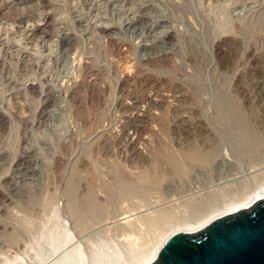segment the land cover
<instances>
[{"label": "rangeland", "instance_id": "obj_1", "mask_svg": "<svg viewBox=\"0 0 264 264\" xmlns=\"http://www.w3.org/2000/svg\"><path fill=\"white\" fill-rule=\"evenodd\" d=\"M216 2L217 4H214ZM49 3L52 6L51 8H54L55 12L58 13L56 21L51 24L48 21L52 17L51 9L46 8L48 7L46 5H49ZM188 3L190 6L187 5ZM184 4L186 6L185 8L183 7ZM10 6L20 7L21 9L36 7L38 11L42 12L38 19L39 21L35 23L32 22L29 26L15 24L19 30L27 31L35 27L38 28L37 31H40L39 29H51L53 27V29L56 30V34L52 39L54 42V44H51V46H53L51 47L52 51L48 52L44 47L40 48L41 54L38 55L41 56L36 59L34 56L36 54H34L30 45L25 43L26 40L23 39L25 35L24 31L21 35L17 33H12L13 35L4 34L3 32L0 33V116L1 119L4 120V125H2L3 123L0 124V200L4 199L1 200L2 202L0 201V264H5L6 262H17L20 264L52 263L56 259L55 257H58L66 249L65 247L60 249L55 255L45 258L42 262H38V258L41 256L43 257L46 249L45 236L50 229L52 230L56 220L70 222L63 212L65 197L61 193V187L66 182V175L70 177L72 174L71 172H76L78 176L81 175L79 177L75 176V180L79 179L77 182L80 181L78 183L79 191L84 186H97L99 185V181L103 178V181H106L109 177L108 167L113 166L110 161V159L112 160L110 151L116 150L117 148L125 149L127 146L125 140H136L137 151L147 156L148 150L150 151V149H153L156 142L163 139L165 134L163 132L164 128V131L168 133L169 137V139H165L173 145L174 149L177 145L185 146L188 141L186 138L189 137V140L192 139L191 135L187 136V133H190V131L187 132V129H185V131L180 128L178 129L177 123L180 122L183 126H187V124L190 126L192 119L189 110L192 112V110H195L198 106L201 107V111L197 113L196 118L201 120L203 125L200 127L198 126L200 129L196 127L195 132H198V129L199 131L204 129L210 136L213 137L215 135V138L213 137V139H215L214 141L210 140L211 142H205L206 144L210 142V145L213 144L216 147L212 149L214 150V153L212 151L214 155H211L209 162L204 166H192L191 169H188L189 171L187 170L185 175L179 178L169 173L167 169L166 171H168V174H165V177L163 176L158 184L150 185L151 189L146 197L147 201L145 200L146 203L148 202L147 204H149V206H145V202L140 200L142 203H139L143 204L144 202L145 204L140 207V204L137 203L139 201L137 197H133V200L130 199L134 203L137 198V202L134 204H138L137 207H139L137 210H139L140 214H138L139 212L136 210L138 213H136L135 216L153 214L161 207V209L171 208L174 212L176 210L174 206H178L180 209V211L178 210L179 212L177 210L175 211L177 213H175L176 215L189 216L190 213H194L193 205L199 203V200L203 202L209 201L207 204L213 205L224 199L236 198L247 188L254 186L263 179L264 21H262V19H264V0L0 1V8H9ZM182 7L185 10H182ZM224 16H226V21L224 20ZM220 22L224 23V25ZM225 22L230 24L226 25L227 23ZM216 23H220L218 25L221 26L223 30L221 28H219V30V26L216 25ZM1 26H5V21L0 18V27ZM224 28H227V30ZM228 29H231L232 32ZM217 30H219L220 33L216 32ZM208 31L212 33L211 36L208 34ZM222 31L226 34L228 33L226 31H229L230 34L228 33L226 35ZM222 33L225 35H222ZM217 34L219 36H217ZM26 35H30V32H26ZM89 35L90 37H88ZM229 35L232 36L230 37ZM43 36L44 35L41 36L42 38H39L41 46L45 45L42 42ZM220 41L222 42L220 43L221 48L220 46L217 47V42ZM188 42L191 43L189 44ZM55 43L57 44L56 46H54ZM95 47L98 48L96 49ZM101 49H106L107 51ZM96 50L99 52L97 53ZM217 50H219V53ZM96 53L99 54L100 57L96 55ZM168 56L171 59L168 58ZM200 58L201 62L199 60ZM164 66H166V68ZM146 67L148 69H146ZM197 78L198 80H202L198 81ZM239 78H242V80ZM206 83L209 86H207ZM213 83H215V87ZM197 84L199 89H195ZM192 87L193 91L191 89ZM101 88L103 91L100 90ZM196 90H200V98L198 97L199 99L197 100H199V102L192 106L190 98L191 95H194V91ZM201 90H203L204 93ZM217 91H219V94ZM236 91L240 92L237 93ZM85 92H87L86 95ZM191 92L194 93L192 94ZM208 92H211V95L213 94L212 97ZM222 92L225 95L227 94V96ZM220 93L222 94L220 95ZM14 94L15 96H13ZM214 94L217 97H215ZM189 95L190 97L188 98ZM219 95L220 97H218ZM222 95H224L223 98L221 97ZM158 96L159 98L157 99L156 97ZM208 96L211 97V99ZM230 97L232 99H230ZM214 98H216V101H214ZM200 100H202V104ZM213 101L215 103H213ZM203 102L208 104L206 105ZM35 103L39 104L36 105ZM151 104L154 105V108ZM120 105L126 106L128 109H121L119 108ZM148 106L149 108H146ZM199 107L198 109H200ZM221 108L224 112L221 111ZM225 112L229 113V116H227L228 114ZM218 113L221 115L219 116ZM216 117H218V119ZM227 117H232L233 119H228ZM25 119L30 120L25 121ZM236 123L238 126H236ZM87 124L88 126H86ZM160 125L166 127L162 129ZM204 126L207 127L205 128ZM190 130L192 131L193 129ZM193 132L194 131H192V133ZM255 139L256 141H254ZM118 141L120 143H118ZM216 141L217 143H215ZM253 141L255 142L254 144L251 143ZM84 144L85 146H89L83 147ZM217 144L219 148H217ZM88 147L92 150L90 155L92 157H90V159L88 157L85 158L86 156H84L82 151V149ZM61 153H63V155ZM56 156H60L61 161H63H60L61 166L59 164L58 170L54 167V159ZM80 157L83 158L81 159ZM99 157L102 158L99 159ZM92 159L104 160L102 163L96 161L99 163L97 165L98 168L100 167V171H97L100 173L103 171L101 175H99V178H102H100L101 180L99 179V181L98 178L94 176V169L92 170L91 165L87 164L89 167L86 165L83 172V169L80 171L78 168V166L81 167L84 160L90 163L89 160ZM74 162H76V164ZM139 162L140 161H137L131 164L129 161H121V169L119 167L118 170H121L120 172L123 171V174L127 177L132 176V178H135L132 181L135 182L136 179H144L141 178V176L147 178L145 173H148V169H150V172L156 171L157 168L159 170L166 169L163 164H158L159 166H156L153 164L151 165V163L146 165L145 163ZM75 168L78 169L76 170ZM49 169L53 172H50ZM85 171L87 174L90 172L92 177L86 175V173H84ZM137 176L139 178H137ZM68 179L69 178H67V180ZM52 181H54V183H52ZM142 184L143 183H138L137 185L141 186ZM49 188L50 190L52 188L55 189L49 192ZM52 192L55 193L54 196L58 202L57 207L59 208L56 210L60 214L59 216L57 215L58 213L54 211L55 209H52L51 205L48 207V199L46 198H48L49 195L51 196ZM97 196L101 199L103 197L105 198L104 194L100 191H97ZM34 198L36 199L34 200ZM155 199H159V202H156ZM126 202L127 200H124L122 203L120 202L117 204V207L124 208L127 206V203L131 201ZM28 206L31 207V209L28 208ZM47 207L49 210H47ZM190 207H192V210ZM108 209L110 210V208ZM153 209L156 210L151 212ZM29 210H31V213H29ZM58 217L60 219H58ZM113 224H115V222L105 225L91 223L92 226L89 224L90 229L89 227L85 229V233L79 236L76 234L74 242L77 241L82 243V240L87 238L86 236L89 237V235H92L96 229L99 230L101 227L107 228L113 226ZM96 232L98 231H95L93 234ZM87 233L89 234L87 235ZM144 237H147L146 234Z\"/></svg>", "mask_w": 264, "mask_h": 264}, {"label": "bare ground", "instance_id": "obj_2", "mask_svg": "<svg viewBox=\"0 0 264 264\" xmlns=\"http://www.w3.org/2000/svg\"><path fill=\"white\" fill-rule=\"evenodd\" d=\"M1 1V0H0ZM215 1V0H214ZM217 1V0H216ZM226 1V0H225ZM232 1V0H231ZM237 1V0H236ZM35 2V1H34ZM49 2V1H48ZM186 2V1H185ZM188 2V1H187ZM43 3V2H42ZM45 3V2H44ZM226 3V2H224ZM233 3V2H232ZM236 3V2H235ZM25 4V3H24ZM46 4V3H45ZM183 4V3H182ZM213 4V3H212ZM214 4H217L214 3ZM229 4V3H228ZM227 4V5H228ZM19 5V4H18ZM26 5V4H25ZM50 5V3H49ZM46 5L48 7L46 8H49L51 9V13H52V17L48 20L51 23H54L57 19V16H58V13L55 12L54 8H51L52 6L50 5ZM53 5V4H52ZM189 5V3L187 4ZM24 6V5H23ZM34 6V4H33ZM181 6V5H180ZM179 6V7H180ZM190 6V5H189ZM90 7V6H89ZM177 7V6H176ZM178 7V9H179ZM184 8L186 7L185 4L183 6ZM182 7V8H183ZM29 8V7H28ZM27 7L25 9H21L20 7H12L10 6L9 8L5 7V8H0L2 10H0V18L1 19H4L5 21V26H1L0 27V33L3 32L4 34H12V33H17L19 35H21L24 31V38L26 40V44L27 45H30V48L34 51V55L36 59H38L41 55H38V54H41V49L40 48H43L45 50H47L48 52L52 51L51 47V44H54L53 42V38L55 37V34H56V30L53 29V27L51 29L49 28H45V29H39L40 31H37L38 28H31L29 30H19L18 27L15 26V24H22V25H25V26H29L30 23H35L37 21H39V17L40 15L42 14V12L38 11V9L36 7H32V8H29L28 9ZM182 9V10H185V9ZM191 8V7H189ZM215 8V7H214ZM40 9V8H39ZM192 10V9H191ZM226 10V9H225ZM228 11V10H227ZM62 12V11H60ZM185 12V11H184ZM193 12V11H192ZM224 12V11H223ZM264 12V11H263ZM186 13V12H185ZM212 13V12H211ZM228 13V12H227ZM62 14V13H61ZM191 14V12H190ZM194 14V13H192ZM261 14V12H260ZM143 15V14H142ZM145 15V14H144ZM195 15V14H194ZM204 15V14H203ZM206 15V14H205ZM229 15V13H228ZM263 15V14H262ZM223 16V15H222ZM230 16V15H229ZM144 17V16H143ZM146 17V15H145ZM194 17V16H192ZM207 17V15H206ZM210 17V16H209ZM225 17L224 16V20H225ZM203 19V18H202ZM206 19V18H204ZM231 19V18H230ZM148 20V19H147ZM207 20V19H206ZM212 20V18H211ZM227 20V19H226ZM225 20V21H226ZM141 21V20H140ZM146 21V20H145ZM144 21V23H145ZM231 21V20H230ZM229 21V22H230ZM233 21V20H232ZM262 21H264V19H262ZM46 22V21H45ZM148 22V21H147ZM206 22V21H205ZM208 22V21H207ZM222 22V21H221ZM220 22V23H221ZM224 22V21H223ZM149 23V22H148ZM209 23V22H208ZM218 23V24H220ZM227 23L226 25L230 24L228 22H225ZM263 23V22H262ZM261 23V24H262ZM216 23V25H218ZM222 25H224V23H221ZM236 24V23H234ZM225 25V26H226ZM69 26V25H68ZM219 26V25H218ZM223 26V27H225ZM263 26V25H262ZM71 27V25H70ZM238 27V26H237ZM106 28V27H105ZM221 28V26L218 27V29ZM229 28V26H228ZM236 28V27H235ZM71 29V28H70ZM69 29V30H70ZM76 29V28H74ZM209 29V28H208ZM223 30V28H221ZM227 30V28H224ZM232 29V28H231ZM231 29H228L232 32ZM241 29V28H240ZM245 29V28H243ZM47 30V31H46ZM84 30V29H83ZM210 30V29H209ZM220 30V29H219ZM219 30H217L216 32H219ZM234 30V29H233ZM30 32V35H26V32ZM46 31V32H45ZM78 31V30H77ZM82 31V30H81ZM225 31V30H224ZM224 31H222L223 33H225ZM242 31V30H241ZM109 32V31H108ZM209 32V31H208ZM206 32V33H208ZM229 33V31H226ZM234 32V31H233ZM243 32V31H242ZM2 33V34H3ZM40 33V34H39ZM95 33V32H94ZM100 33V32H99ZM105 33V32H104ZM220 33V32H219ZM218 33V34H219ZM222 35H225L223 34ZM227 33V34H228ZM237 33V32H236ZM211 34L212 33H208ZM217 34V36H219ZM226 34V35H227ZM230 34V33H229ZM235 34V33H234ZM233 34V36H234ZM13 35V34H12ZM43 36V43L45 45L41 46L40 45V42H39V38H42L41 36ZM74 35V34H73ZM92 35V34H91ZM242 35V34H240ZM31 36V37H30ZM104 36V35H103ZM171 36V35H170ZM173 36V35H172ZM221 36V35H220ZM230 36V35H229ZM232 36V35H231ZM230 36V37H231ZM76 37V36H75ZM90 37V35L88 36ZM174 37V36H173ZM215 37V36H214ZM171 38V37H170ZM169 38V39H170ZM177 38V37H176ZM174 38V39H176ZM179 38V37H178ZM209 38V37H208ZM220 38V37H219ZM45 39V40H44ZM78 39V38H77ZM168 39V38H167ZM180 39V38H179ZM211 39V38H210ZM209 39V40H210ZM215 39V38H214ZM217 39V38H216ZM66 40V39H65ZM212 40V39H211ZM78 41V40H77ZM174 41V40H173ZM188 41V40H187ZM193 41V40H192ZM195 41V40H194ZM215 41V40H214ZM217 41V40H216ZM60 42V41H59ZM66 42V41H65ZM64 42V43H65ZM76 42V41H75ZM80 42V41H79ZM83 42V41H81ZM122 42V41H121ZM71 43V42H70ZM78 43V42H77ZM107 43V41H106ZM189 43V42H188ZM191 43V42H190ZM189 43V44H190ZM194 43V42H193ZM212 43V42H211ZM222 43L221 41L220 42H217V47L220 46ZM76 44V43H75ZM97 44V43H96ZM110 44V43H109ZM120 44V43H119ZM210 44V43H209ZM57 44L55 43L54 46H56ZM79 45V44H78ZM82 45V44H81ZM94 45V44H93ZM98 45V44H97ZM96 45V46H97ZM112 45V44H111ZM239 45V44H238ZM110 46V45H109ZM117 46V45H116ZM191 46V45H190ZM68 47V46H67ZM106 47V46H105ZM124 47V46H123ZM122 47V48H123ZM228 47V46H227ZM78 48V47H76ZM96 48V47H95ZM98 48V47H97ZM96 48V49H97ZM104 48V47H103ZM107 48V47H106ZM212 48V47H211ZM221 48V46H220ZM113 49V48H112ZM111 49V50H112ZM129 49V48H128ZM133 49V48H132ZM131 49V50H132ZM196 49V48H195ZM198 49V48H197ZM255 49V48H254ZM101 50H104V49H101ZM106 50V49H105ZM104 50V51H105ZM202 50V49H200ZM212 50V49H211ZM215 50V49H214ZM237 50V49H236ZM250 50V49H249ZM76 51V50H75ZM89 51V50H88ZM94 51V50H93ZM97 51V50H96ZM107 51V50H106ZM128 51V50H127ZM134 51V50H133ZM197 51V50H195ZM219 50H217L218 52ZM82 52V51H81ZM91 52V50H90ZM99 51H97L98 53ZM101 52V51H100ZM109 52V51H108ZM111 52V51H110ZM201 52V51H200ZM214 52V51H213ZM216 52V54H217ZM220 52H221V49H220ZM255 52V51H253ZM95 53V52H94ZM93 53V54H94ZM99 56V54H97ZM115 53V52H114ZM120 53V52H119ZM123 53V52H122ZM121 53V55H122ZM193 53V52H192ZM199 53V52H198ZM219 53V52H218ZM224 53V52H223ZM261 53V52H260ZM103 54V53H102ZM116 54V53H115ZM133 54V53H132ZM194 54V53H193ZM200 54V53H199ZM205 54V53H204ZM252 54V53H251ZM31 55V54H30ZM106 55V54H105ZM130 55V54H129ZM168 55V54H166ZM195 55V54H194ZM193 55V56H194ZM197 55V54H196ZM202 55V54H201ZM200 55V56H201ZM80 56V55H79ZM96 56V57H98ZM116 56V55H115ZM126 56V55H125ZM128 56V55H127ZM153 56V55H152ZM252 56V55H251ZM256 56V55H255ZM100 57V56H99ZM104 57V56H103ZM118 57V56H117ZM124 57V56H123ZM192 57V56H191ZM196 57V56H195ZM261 57V56H260ZM158 58V57H157ZM168 58H170L168 56ZM194 58V57H192ZM199 58V57H198ZM197 58V59H198ZM206 58V57H205ZM234 58V56H233ZM103 59V58H102ZM152 59V58H151ZM171 59V58H170ZM189 59V58H188ZM207 59V58H206ZM91 60V59H89ZM88 60V61H89ZM173 60V59H172ZM200 62H201V58L199 59ZM198 60V61H199ZM205 60V59H203ZM220 60V59H219ZM94 61V60H93ZM102 61H105V60H102ZM148 61V60H147ZM157 61V60H156ZM188 61V60H187ZM193 62V61H191ZM205 62V61H204ZM91 63V61H90ZM156 63V62H155ZM162 63V62H161ZM167 63V62H166ZM198 63V62H197ZM234 63V61H233ZM83 64V63H82ZM97 64V62H96ZM193 64V63H192ZM203 64V63H202ZM87 65V64H86ZM144 65V64H143ZM154 65V64H153ZM199 65V64H198ZM221 65V63H220ZM225 65V64H224ZM88 66V65H87ZM86 66V67H87ZM93 66V64H92ZM98 66V65H96ZM147 66V65H146ZM159 66V65H158ZM233 66V64H232ZM157 67V66H156ZM166 68V66H164ZM170 67V66H169ZM173 67V66H172ZM145 68V67H144ZM196 68V67H195ZM203 68V67H202ZM221 68V67H220ZM224 68V67H223ZM99 69V68H98ZM146 69H148L146 67ZM145 69V70H146ZM164 69V68H163ZM168 69V68H167ZM176 69V68H175ZM204 69V68H203ZM233 69V68H231ZM138 70V69H137ZM155 70V69H154ZM197 70V69H196ZM88 71V70H87ZM151 71V69H150ZM173 71V70H172ZM176 71V70H175ZM201 71V70H200ZM233 72V71H232ZM235 72V71H234ZM143 73V72H142ZM196 73V71H195ZM229 73V72H228ZM89 74V73H88ZM107 74H108V71H107ZM137 74V73H136ZM154 74V73H153ZM197 74V73H196ZM204 74V73H203ZM232 74V73H230ZM85 75V74H84ZM139 75V74H138ZM142 75V74H141ZM201 75V73H200ZM235 75V74H234ZM81 76V75H80ZM92 76V75H91ZM132 76V75H131ZM135 76V75H133ZM231 76V75H230ZM78 77V76H77ZM148 77V76H147ZM158 77V76H157ZM196 77V76H195ZM203 77V76H202ZM205 77V76H204ZM212 77V76H211ZM214 77V76H213ZM229 77V76H228ZM105 78V77H104ZM146 78V77H145ZM201 78V77H200ZM81 79V77H80ZM132 79V78H131ZM142 79V78H141ZM150 79V78H149ZM153 79V78H152ZM204 79V78H203ZM230 79V78H229ZM240 79V78H239ZM105 80V79H104ZM122 80V79H121ZM144 80V79H143ZM173 80V79H172ZM198 80V78H197ZM200 81L202 79H199ZM198 80V81H199ZM242 80V78L240 79ZM90 81V80H89ZM94 81V80H93ZM128 81V80H127ZM153 81V80H152ZM171 81V80H170ZM174 81V80H173ZM212 81V80H211ZM216 81V80H215ZM228 81V80H227ZM95 82V81H94ZM107 82V81H106ZM131 82V81H130ZM195 82V81H194ZM193 82V83H194ZM240 82V81H239ZM109 83V82H108ZM159 83V82H158ZM173 83V82H172ZM176 83V82H175ZM174 83V84H175ZM186 83V82H185ZM204 83V82H202ZM74 84V83H73ZM81 84H82V81H81ZM85 84V83H84ZM90 84V82H89ZM100 84V83H99ZM132 84V83H131ZM139 84V83H138ZM151 84V83H150ZM189 84V83H188ZM199 84V83H198ZM198 84L196 85L197 87L195 89H199L198 87ZM214 84V87H215V83ZM229 84V83H228ZM238 84V83H237ZM79 85V84H78ZM88 85V84H87ZM108 87H110L108 84H106ZM207 86H209L207 83H206ZM245 85V84H244ZM105 86V85H104ZM121 86V85H120ZM181 86V85H180ZM212 86V85H211ZM218 86V85H217ZM240 86V85H239ZM75 87V86H74ZM112 87V86H111ZM137 87V86H136ZM144 87V86H143ZM149 87V86H148ZM147 87V88H148ZM174 87V86H173ZM182 87V86H181ZM203 87V86H202ZM201 87V88H202ZM219 87V86H218ZM226 87V86H225ZM238 87V86H237ZM242 87V85H241ZM85 88V87H84ZM204 88V87H203ZM202 88V89H203ZM206 88V87H205ZM221 88V87H219ZM29 89V88H28ZM33 89V88H32ZM111 89V88H110ZM109 89V91H110ZM124 89V88H122ZM152 89V88H151ZM163 89V88H162ZM192 91H193V87L191 88ZM194 89V90H195ZM209 89V88H208ZM37 90V89H36ZM35 90V91H36ZM74 90V89H73ZM94 90V89H93ZM102 90V88L100 89ZM105 90V89H104ZM113 90V89H112ZM111 90V91H112ZM118 90V89H117ZM155 90V88H154ZM158 90V89H157ZM168 90V89H167ZM180 90V89H179ZM189 90V89H188ZM205 90V89H204ZM210 90V89H209ZM214 90V89H213ZM220 90V89H219ZM235 90V89H234ZM67 91V90H66ZM80 91V90H79ZM84 91V89H83ZM103 91V90H102ZM147 91V90H146ZM161 91V90H160ZM170 91V90H169ZM173 91V90H172ZM198 90L194 91V95H191V102H192V106L199 102V95H200V90L197 92ZM203 92V90H201ZM222 91V90H221ZM23 92V91H22ZM21 92V94H22ZM65 92V91H64ZM76 92V91H75ZM116 92V91H115ZM152 92V91H151ZM184 92V91H183ZM187 92V91H186ZM201 92V93H202ZM213 92V91H212ZM216 92V91H214ZM219 91H217L218 93ZM237 92V91H236ZM240 92V91H239ZM237 92V93H239ZM28 93V92H27ZM30 93V92H29ZM33 93V92H32ZM66 93V92H65ZM92 93V92H91ZM94 93V92H93ZM99 93V92H98ZM110 93V92H109ZM108 93V94H109ZM113 93V92H111ZM127 93V92H126ZM130 93V92H129ZM136 93V92H135ZM156 93V92H155ZM167 93V92H166ZM190 93V92H189ZM192 93V92H191ZM192 93V94H193ZM199 93V94H198ZM204 93V92H203ZM209 93V92H208ZM211 93V92H210ZM209 93V94H210ZM216 93V94H217ZM223 93V92H222ZM220 93V95L222 94ZM35 94V93H33ZM87 94V92H85V95ZM142 94V93H141ZM154 94V92H153ZM159 94V93H158ZM174 94V93H173ZM207 94V93H206ZM219 94V93H218ZM224 94V93H223ZM234 94V93H233ZM232 94V95H233ZM26 95V93H25ZM24 95V96H25ZM132 95V94H131ZM190 95L188 96V98L190 97ZM203 95V94H201ZM213 95V94H212ZM212 95L210 94V96L212 97ZM220 95L218 97H220ZM225 95V94H224ZM224 95H222L221 97L223 98ZM230 95V94H229ZM15 96V94L13 95ZM12 96V97H13ZM29 96V95H28ZM84 96V95H83ZM91 96V95H90ZM97 96V95H96ZM99 96V95H98ZM107 96V95H106ZM110 96V95H109ZM114 96V95H113ZM112 96V97H113ZM129 96V95H128ZM172 96V95H171ZM215 96V94H214ZM227 96V94L225 95ZM231 96V95H230ZM234 96V95H233ZM19 97V96H18ZM22 97V95H21ZM72 97V96H71ZM80 97V96H79ZM117 97V96H116ZM137 97V96H136ZM174 97V96H173ZM181 97V96H180ZM199 97V98H198ZM209 97V96H208ZM211 97H209L211 99ZM217 97V96H215ZM14 98V97H13ZM12 98V99H13ZM23 98V97H22ZM20 98V99H22ZM38 98V97H37ZM41 98V97H40ZM70 98V97H69ZM122 98V97H121ZM140 98V97H139ZM157 99L159 98L156 97ZM205 98V96H204ZM222 98H221V102H222ZM18 99V98H17ZM24 99V98H23ZM82 99V98H81ZM97 99V98H96ZM113 99V98H112ZM130 99V98H129ZM153 99V98H152ZM207 99V98H206ZM210 99H207V100H210ZM213 99V98H212ZM216 98H214V101ZM225 99V98H224ZM230 99H232L230 97ZM35 100V99H34ZM33 100V101H34ZM76 100V99H75ZM114 100V99H113ZM142 100V99H141ZM149 100V99H147ZM180 100V99H179ZM181 100H182V97H181ZM204 100V99H203ZM228 100V99H227ZM68 101V100H67ZM70 101V100H69ZM82 101V100H81ZM94 101V100H93ZM99 101V100H98ZM106 101V100H105ZM134 101V100H133ZM140 101V100H139ZM177 101V100H176ZM202 100H200V103H201ZM213 101V103H215ZM226 101V99H225ZM35 102V101H34ZM146 102V101H144ZM180 102V101H179ZM189 102V101H187ZM186 102V103H187ZM219 102V101H218ZM220 102V104H221ZM230 102V101H229ZM41 103V102H40ZM79 103V102H78ZM90 103V102H89ZM112 103V102H111ZM154 103V102H153ZM159 103V102H158ZM178 103V102H177ZM204 103V102H203ZM210 103V102H209ZM227 103V102H225ZM231 103V102H230ZM36 105L39 104V103H35ZM98 104V103H97ZM113 104V103H112ZM137 104V103H136ZM156 104V103H155ZM163 104V102H162ZM202 104V103H201ZM206 104V103H204ZM208 104V103H207ZM206 104V105H207ZM232 104V103H231ZM229 104V105H231ZM119 105V104H118ZM130 105V104H129ZM134 105V104H133ZM153 104H151L152 106ZM184 105V104H183ZM186 105V104H185ZM219 105V103H218ZM223 105V103H222ZM226 105V104H225ZM31 106V105H30ZM33 106V105H32ZM103 106V105H102ZM123 106V105H122ZM121 105L119 106V108L121 109H128L126 106H123L122 107ZM145 106V105H144ZM159 106V105H157ZM162 106V105H161ZM182 106V105H181ZM191 106V105H190ZM197 106V105H196ZM213 106V105H212ZM12 107V106H11ZM104 107V106H103ZM108 107V105H107ZM136 107V106H135ZM154 108V105L152 106ZM156 107V105H155ZM199 107V106H198ZM198 107L195 108V110L191 108L192 112L189 110V114L191 116V124L190 126L187 124L186 125H182L180 124V122L177 123V127L178 129L180 128L181 130L183 129V131H185V129H187V132L190 131V133L188 132L187 133V136L188 135H191L192 139L189 140V137L186 138L188 141L186 143L185 146H178L174 149L173 148V145L168 141H166L165 138H168V133L166 131H164L163 127H166V126H162L160 125L163 129V132L166 134H164L163 136V139L159 140L156 142L155 146L153 149H150V151L148 150L147 152V156L146 154L142 155L140 154L138 151H137V147H136V140H125V144H127L126 148L125 149H121V148H117L116 150H112L110 151V156L112 158V160L110 159L111 163L113 164V168L111 166L108 167V181H103V179L101 180L99 178V175H101V173L103 172H99L100 171V167L98 168V164L97 163L98 161L100 163H102V161L104 160H89L90 163L86 162L85 160L83 161V163L81 164V167L78 166L79 170L81 171L82 169V172L84 171V168L86 167V165H91L92 166V170L94 172V176H96V178H98V181L99 179L101 181H99V185L97 186H91V187H81L82 189L79 191L78 190V183L80 182H77L79 179L75 180V176L79 177L81 175L78 176V174L76 172H71V176L68 177L66 175L67 178H69L67 180L66 178V182L65 184L62 185L61 187V193L62 195H64V199H65V202L63 203L64 204V215H66L67 219L70 220V222H65V221H57L56 220V223H54V229L52 228V230L50 229L49 232L46 234L45 236V239H46V249H45V252L43 254V257L41 256L40 258H38V262L39 261H43L45 258H48L50 256H53L55 255V253H57L58 251H60V249H63L64 247L66 248L58 257H55L56 259L50 263V264H104V262L102 261L105 258H111L112 260V264H150L152 263L155 258H156V253H157V250L159 249V247L162 245V243L165 241V239L170 235L172 234L173 232H176V231H182V232H195V231H198L199 229L203 228L206 224H208L211 220H213L214 218L218 217V216H221V215H224V214H227V213H232V212H236L237 210H240V209H245V208H248L250 207L253 202H255L256 200L260 199V198H264V177L262 180H260L259 182H257L254 186L252 187H249L247 188L243 193H241V195L237 196L236 198H232V199H224L222 200L221 202H217L213 205H208L207 202L209 203V201H198L199 203L197 204H194L193 205V210H194V213H190L189 216H180V215H176L177 213L175 212L176 210L180 211L179 207L177 208L176 206H174V209H176L174 212H173V209H161L159 208V210L157 209V211H155L154 209L151 211H155L153 214H150V215H136V213L139 212L138 207L136 204L137 202V198H139L138 202H141V201H144L146 200V197L148 196V193H149V190L151 189L150 188V185H156L158 184L162 177L164 176L165 177V174H168L167 172L169 171V173H171L172 175H176V177L178 176V178L182 175H185V173L187 172L188 169H191L192 166H195V165H200V166H204L205 164H207V162H209V159L211 158V155H214V150L213 147H215L212 143V145H210V140L214 141L215 139H213V137L215 136H210L208 134V132H206L204 129L203 130H200L199 131V127L202 124V121L201 120H198L197 117V113H199V111H201V107H199L200 109H198ZM205 107V106H204ZM14 108V107H13ZM37 108V107H36ZM43 108V107H42ZM133 108V107H132ZM146 108H149L146 107ZM151 108V107H150ZM187 108V107H186ZM189 108V107H188ZM223 108V107H222ZM222 108H221V111H222ZM226 108V107H224ZM231 108V107H230ZM229 108V109H230ZM47 109V107H46ZM97 109V108H96ZM100 109V108H99ZM219 109V108H218ZM232 109H233V106H232ZM161 110V109H160ZM45 111V110H44ZM75 111V110H74ZM126 111V110H125ZM195 111V112H194ZM220 111V109H219ZM226 111V109H225ZM228 111V110H227ZM233 111V110H232ZM2 112V111H1ZM46 112V111H45ZM124 112V111H123ZM185 112V111H184ZM217 112V111H216ZM215 112V113H216ZM224 112V111H222ZM221 112V113H222ZM231 112V111H230ZM34 113V112H33ZM39 113V112H38ZM80 113V112H79ZM120 113V112H119ZM227 113V112H225ZM11 114V112H10ZM9 114V115H10ZM75 114V113H74ZM81 114V113H80ZM92 114V113H90ZM144 114V113H143ZM187 114V112H186ZM219 114V113H218ZM229 116V113H227ZM4 115V113H3ZM6 115V114H5ZM15 115V114H13ZM37 115V114H36ZM40 115V114H39ZM79 115V114H77ZM126 115V114H125ZM221 114H219L220 116ZM224 115V113H223ZM232 115V114H230ZM45 116V115H44ZM90 116V115H89ZM128 116V115H127ZM188 116V115H187ZM15 117V116H14ZM39 117V116H38ZM88 117V116H87ZM201 117V116H200ZM42 118V117H41ZM218 119V117H216ZM225 118V117H224ZM228 118V117H227ZM232 117L228 118V119H231ZM235 118V117H234ZM5 119H6V116H5ZM33 119V118H31ZM40 119V118H38ZM43 119V118H42ZM123 119V118H122ZM190 119V118H189ZM202 119V118H201ZM220 119V118H219ZM233 119V118H232ZM21 120V119H20ZM26 120H30V119H25ZM44 120V119H43ZM80 120V119H79ZM94 120V119H93ZM227 120V119H226ZM0 124L4 125V120L1 119V116H0ZM9 121V120H8ZM17 121V120H16ZM24 121V122H25ZM45 121V120H44ZM95 121V120H94ZM165 121V120H164ZM174 121V120H173ZM209 121V120H208ZM239 121V120H238ZM31 122V121H30ZM91 122V121H90ZM132 122V121H131ZM175 122V121H174ZM177 122V121H176ZM190 122V121H189ZM212 122V121H211ZM215 122V121H214ZM213 122V123H214ZM219 122V120H218ZM9 123V122H8ZM26 123V122H25ZM44 123V122H43ZM42 123V124H43ZM238 123V122H237ZM236 123V126H238V124ZM144 124V123H143ZM210 124V123H208ZM215 124V123H214ZM243 124V123H241ZM6 125V124H5ZM8 125V124H7ZM92 125V124H91ZM168 125V124H167ZM205 125V124H204ZM88 126V124L86 125ZM174 126V125H173ZM199 126V127H198ZM82 127V126H81ZM191 127V128H189ZM198 127V132L196 131L195 132V128ZM205 127V126H204ZM207 127V126H206ZM205 127V128H206ZM240 127V126H239ZM6 128V127H5ZM11 128V126H10ZM91 128V127H90ZM136 128V127H135ZM168 128V126H167ZM3 129V128H2ZM8 129V128H7ZM84 129V128H83ZM190 129H193L192 131H194L192 133V131ZM93 130V129H92ZM142 130V129H141ZM161 130V129H160ZM170 130V129H169ZM177 130V129H176ZM6 131V130H5ZM27 131V130H26ZM25 131V133H26ZM80 131V130H79ZM180 131V130H179ZM87 132V131H86ZM138 132V131H137ZM178 132V131H177ZM255 132V131H254ZM81 133V132H80ZM78 134V133H77ZM140 134V133H139ZM161 134V133H160ZM184 134V133H183ZM257 134V133H256ZM109 135V134H108ZM162 135V134H161ZM171 135V134H170ZM186 135V134H185ZM255 135V133H254ZM24 136V134H23ZM74 136V134H73ZM82 136V135H81ZM110 136V135H109ZM185 136V137H187ZM218 136V135H217ZM252 136V135H251ZM250 136V137H251ZM106 137V136H105ZM129 137V136H128ZM159 137V136H158ZM157 137V138H158ZM162 137V136H160ZM254 137V136H253ZM261 137V136H260ZM86 138V137H85ZM99 138V137H98ZM97 138V139H98ZM110 138V137H109ZM121 138V136H120ZM119 138V139H120ZM127 138V137H126ZM124 138V139H126ZM201 138V139H199ZM215 138V137H214ZM252 138V137H251ZM259 138V137H257ZM25 139V138H24ZM82 139V138H81ZM106 139V138H105ZM104 139V140H105ZM116 139V138H115ZM123 139V137H122ZM132 139V138H131ZM156 139V138H155ZM159 139V138H158ZM99 140V139H98ZM118 140V139H117ZM139 140V139H138ZM216 140H219V139H216ZM253 140V138H252ZM259 140V139H258ZM71 141V140H69ZM81 141V140H79ZM110 141V140H108ZM171 141V140H170ZM206 141H210L209 145H207L205 142ZM256 141V139L254 140ZM251 142V143H255V142ZM75 142V141H74ZM22 143V142H21ZM78 143V142H77ZM91 143V142H90ZM118 143H120L118 141ZM173 143V142H172ZM214 143V142H213ZM217 143V141L215 142ZM214 143V144H215ZM257 143V142H256ZM61 144V143H60ZM98 144V143H97ZM177 144V143H176ZM77 145V144H75ZM81 145V144H79ZM96 145V144H95ZM104 145V144H103ZM110 145V144H109ZM113 145V144H112ZM221 145V144H220ZM26 146V144H25ZM59 146V145H58ZM64 146V145H63ZM69 146V145H68ZM85 146V144L83 145V147ZM89 146V145H87ZM85 146V147H87ZM73 147V146H72ZM82 147V146H81ZM94 147V145H93ZM100 147V146H99ZM66 148V147H65ZM68 148V147H67ZM70 148V147H69ZM97 148V147H96ZM110 148V147H109ZM113 148V147H112ZM149 148H152V147H149ZM216 148V147H215ZM217 148L218 147V144H217ZM108 149V148H107ZM66 150V149H64ZM75 150V149H74ZM216 150V149H215ZM61 151V150H60ZM83 153H84V156H86L85 158H89L92 157L90 156L91 155V151L90 148H84L82 149ZM99 151V150H98ZM106 151V150H105ZM213 151V153H212ZM65 152V151H64ZM73 152V151H72ZM75 152V151H74ZM146 152V151H145ZM68 153V152H67ZM80 153V152H79ZM77 153V154H79ZM63 155V153H61ZM70 154V153H69ZM76 154V155H77ZM12 155V154H11ZM66 155V154H65ZM101 155V154H100ZM22 156V155H21ZM83 156V155H82ZM104 156V154H103ZM107 156V155H106ZM4 158V157H2ZM1 158V159H2ZM63 158V157H62ZM68 158V157H67ZM81 158V157H80ZM83 158V157H82ZM81 158V159H82ZM96 158V157H95ZM102 158V157H99V159ZM109 158V157H108ZM140 158V160H139ZM24 159V158H23ZM78 159V158H77ZM18 160V159H17ZM10 161V160H9ZM61 158L60 156H56L55 159H54V167L55 169L58 170V166L61 162ZM97 161V162H96ZM109 161V162H110ZM123 161H129L131 162V164L133 162H137V161H140L139 163H145L146 165L151 163V165H156V166H159L161 164L165 165V170L162 169V170H159L157 168V170L154 172H150V169H148V173L146 171H142V172H146V177H142L141 178H144L142 180H139L140 178L137 176V178L139 179H136L135 182H132L133 179L135 178H132V176H125L123 174V171L120 172L121 170H118L119 167L121 169V166H120V162ZM52 163V162H51ZM76 164V162H74ZM73 163V164H74ZM96 163V164H95ZM104 163V162H103ZM79 164V163H78ZM111 164V165H112ZM122 164V163H121ZM143 164V165H145ZM159 164V165H158ZM87 165V166H88ZM104 165V164H103ZM106 165V164H105ZM125 165V164H124ZM142 165V164H141ZM61 166V164H60ZM53 167V168H54ZM68 167V166H67ZM89 167V166H88ZM96 167V168H94ZM106 167V166H105ZM135 167V166H134ZM138 167V166H137ZM144 167V166H143ZM151 167V166H150ZM163 167V166H162ZM2 168V167H1ZM52 168V169H53ZM62 168V167H61ZM64 168V167H63ZM72 168V167H71ZM77 168V169H78ZM91 168V167H90ZM149 168V167H148ZM155 168V166H154ZM160 168V167H159ZM65 169V168H64ZM73 169V168H72ZM71 169V170H72ZM76 169V168H75ZM76 169V170H77ZM103 169V168H102ZM107 169V168H106ZM161 169V168H160ZM168 169V171H166ZM63 170V169H62ZM78 170V172H79ZM99 170V171H97ZM127 170V169H126ZM134 170V169H133ZM136 170V169H135ZM139 170V169H138ZM152 170V169H151ZM50 171V169H49ZM52 171V170H51ZM50 171V172H51ZM74 171V170H73ZM128 171V170H127ZM126 171V172H127ZM140 171V170H139ZM189 171V170H188ZM53 172V171H52ZM57 173V172H56ZM54 173V174H56ZM86 173V171L84 172ZM141 173V172H140ZM155 173V174H153ZM60 174V173H59ZM69 174V173H68ZM129 174V172H128ZM143 174V173H142ZM148 174V175H147ZM170 174V175H171ZM50 175V174H49ZM52 175V174H51ZM86 175H90V172L89 174L86 173ZM131 175V174H130ZM136 175V174H135ZM141 175V174H139ZM54 176V175H53ZM59 176V175H58ZM91 176V175H90ZM145 176V175H143ZM85 177V176H84ZM92 177V176H91ZM103 177V176H102ZM175 177V176H174ZM64 178V177H63ZM182 178V177H181ZM49 179H52V178H49ZM83 179V178H82ZM85 179V178H84ZM90 179V178H89ZM153 179V180H152ZM57 180V179H56ZM55 180V181H56ZM63 181V180H62ZM92 181V180H91ZM77 182V183H76ZM52 183H54V181H52ZM138 183H143L141 186L140 185H137ZM145 183V184H144ZM147 183V185H146ZM59 184V183H58ZM86 184V183H85ZM83 184V185H85ZM89 184V183H88ZM161 184V183H160ZM52 185V184H51ZM56 185H57V182H56ZM82 185V184H81ZM49 186V185H47ZM55 187V186H54ZM80 187V185H79ZM158 187V186H157ZM47 188V187H46ZM46 188H45V191H46ZM155 188V187H154ZM44 189V188H43ZM53 189V188H52ZM51 189V190H52ZM55 189V188H54ZM53 189V190H54ZM48 190V189H47ZM50 190V188H49ZM48 190V191H49ZM51 190L49 192H51ZM52 190V191H53ZM169 190V189H168ZM58 191V189H57ZM97 191H100L104 194L105 198L101 199L97 196ZM166 191V190H165ZM170 191V190H169ZM56 192V191H55ZM48 193V192H47ZM54 192L51 193V196L49 195L48 198V207L49 205H51L52 209L54 208L56 211V213H58V202L56 200V197L54 196L55 193L53 194ZM45 195V194H44ZM57 195V194H56ZM60 195V194H59ZM4 196V195H3ZM101 196V195H100ZM103 196V195H102ZM38 197V196H37ZM43 197V196H42ZM136 198V202L133 203V199L132 198ZM150 198V197H149ZM158 198V197H157ZM36 198H34L35 200ZM43 199V198H42ZM59 199V198H58ZM132 199V200H130ZM1 200H4V199H1ZM0 200V201H1ZM20 200V199H19ZM28 200V199H27ZM124 200L127 202L128 201H131L129 203H127V206H125L124 208L120 207L118 208L117 204H119L120 202H124ZM141 200V201H140ZM156 200V199H155ZM205 200V199H204ZM147 201V200H146ZM148 201H151V200H148ZM159 202V199L156 200V202ZM2 202V201H1ZM23 202V201H22ZM31 202V201H30ZM41 202V200H40ZM143 202V204H144ZM203 202V203H202ZM25 203V202H24ZM23 203V204H24ZM27 203V202H26ZM32 203V202H31ZM35 203V201H34ZM50 203V204H49ZM125 203V204H126ZM142 203V202H141ZM140 204V207L143 206V204ZM148 203V202H147ZM145 202V206H149V204H147ZM154 203V201H153ZM192 203V202H191ZM194 203V202H193ZM29 204V203H27ZM41 204V203H40ZM43 204V202H42ZM41 204V205H42ZM36 205V204H35ZM151 205H152V202H151ZM40 206V205H39ZM47 206V204H46ZM189 206V205H188ZM19 208H21L20 206H18ZM44 207V206H43ZM43 207H40V208H43ZM47 207V210H49V208ZM50 207V208H51ZM176 207V208H175ZM23 208V207H22ZM25 208V207H24ZM28 208L31 209V207L28 206ZM110 208V210L108 209ZM191 210H192V207H190ZM51 209V210H52ZM57 209V210H56ZM21 210V209H20ZM23 210V209H22ZM26 210V208H25ZM46 210V211H47ZM60 210V209H59ZM138 212H137V211ZM31 213V210H29ZM42 211V210H41ZM40 211V212H41ZM44 211V209H43ZM178 211V212H179ZM34 212V211H33ZM45 212V211H44ZM51 212V211H50ZM53 212V210H52ZM135 212V213H134ZM38 213H39V209H38ZM42 213V212H41ZM176 213V214H175ZM28 214V213H27ZM48 214V213H47ZM140 214V212L138 213ZM39 215V214H38ZM45 215V214H44ZM58 216L60 215L59 213L57 214ZM35 216V215H33ZM142 216V217H140ZM38 217V216H37ZM58 219H60L58 217ZM62 219V218H61ZM119 221V222H118ZM121 221V222H120ZM113 226H110V227H107V228H102L101 227L99 230L96 229L95 231H98L96 232L95 234H93L92 232V235H89L86 236L87 238L85 239H81L83 242L79 243V242H74V238L76 236V234H78V236L82 233H85L84 230L87 229L89 227V224L90 226L91 223L92 224H107V223H114ZM56 224V225H55ZM98 227V228H99ZM90 229V227H89ZM90 233V234H91ZM89 233H87L88 235ZM146 234L147 237H144V235ZM83 237V236H81ZM40 262V263H41ZM5 264H20V263H12V262H6Z\"/></svg>", "mask_w": 264, "mask_h": 264}, {"label": "water", "instance_id": "obj_3", "mask_svg": "<svg viewBox=\"0 0 264 264\" xmlns=\"http://www.w3.org/2000/svg\"><path fill=\"white\" fill-rule=\"evenodd\" d=\"M102 261L112 264L111 258ZM150 264H264V198L198 231L173 232Z\"/></svg>", "mask_w": 264, "mask_h": 264}]
</instances>
